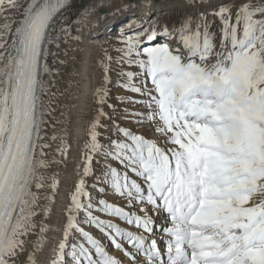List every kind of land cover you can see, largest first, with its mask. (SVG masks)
<instances>
[{"label": "snow or ice", "instance_id": "1", "mask_svg": "<svg viewBox=\"0 0 264 264\" xmlns=\"http://www.w3.org/2000/svg\"><path fill=\"white\" fill-rule=\"evenodd\" d=\"M173 3L179 16L135 17L116 55L105 50L61 238L51 241L61 179L44 171L66 163L71 145L61 140L59 159L48 158L58 137L46 133L56 95L47 78L52 49L81 39L79 6L0 0V264H124L108 245L128 264H264V2ZM139 7L131 0L117 13ZM113 71L132 95H112ZM109 190L123 206L104 198ZM154 214L164 216L159 229Z\"/></svg>", "mask_w": 264, "mask_h": 264}, {"label": "bare ground", "instance_id": "2", "mask_svg": "<svg viewBox=\"0 0 264 264\" xmlns=\"http://www.w3.org/2000/svg\"><path fill=\"white\" fill-rule=\"evenodd\" d=\"M235 2L239 3L238 0ZM76 3L79 6V15L73 17L72 27L78 30L81 39L77 41L66 38L67 43H62L59 50L52 49V51L58 52V55L56 58L50 59L52 75L47 78L54 84L52 91L56 95L49 98L51 100L49 107L54 111L48 117L46 133L49 138L53 135L58 137L57 140L50 141L52 148L48 150V158L59 159L56 150L61 140H67L71 145L69 156L73 155L70 158L75 163L74 166L67 169L57 163H52L44 171V175L48 177H51L54 171L59 172L61 179L55 210L47 221L48 228L53 231L52 234L48 233L51 241L61 238V229L64 224L63 209L68 203L71 184L80 170L82 149L87 139L90 120L94 115V93L103 81V69L100 61L104 56L102 52L106 49L108 30L113 24L120 26V31L116 34V38L120 39L123 32L129 30L130 25L137 24L135 17H146L155 13L166 19H174L181 14L176 9L173 0H152L151 8L145 7L146 0H136L140 7L135 11L134 16L132 12L117 13L119 7L130 5L131 0H76ZM93 7H95V12L90 16H85V13ZM104 10L107 13L106 17L100 14ZM9 15L15 17L14 12ZM130 17H132L131 20ZM76 20H80L81 23H76ZM3 22L4 19L0 17V24ZM63 23L64 21L61 19L58 27ZM104 32L105 34H103ZM59 61H63V63H59ZM151 132V129H148L147 135L150 136ZM110 196H113L112 192ZM113 198L115 197L113 196ZM45 203L47 202L45 201ZM163 218V215L158 216V219ZM89 230L92 231V229ZM103 243L107 245L106 240H103ZM51 247L54 245H50L45 250L41 259L49 257Z\"/></svg>", "mask_w": 264, "mask_h": 264}, {"label": "rangeland", "instance_id": "3", "mask_svg": "<svg viewBox=\"0 0 264 264\" xmlns=\"http://www.w3.org/2000/svg\"><path fill=\"white\" fill-rule=\"evenodd\" d=\"M238 1L240 2V0H238ZM262 2H264V0H251V3H253V4H261ZM102 12H103V11H101L100 14H101ZM104 12H105V10H104ZM111 28H112V27H110V29L108 30V32H107V34H106V37H107V45H106V49H105V50H107L110 54H112L113 56H115L116 53H115L114 49L120 46V40H121L122 38H120V39L116 38V34H118L119 31H120V29H119L120 26L117 25L115 28H113V29H111ZM213 30L216 31V30H218V29H213ZM127 31H128V30H125V32H127ZM125 32H123V33H125ZM103 34H105V32H104ZM114 34H115V35H114ZM122 35H123V34H122ZM105 50L102 52L103 55H104V53H105ZM113 68H114V69L116 68V65H115V64H113ZM111 75H112V79H113V81H114V84L110 86V87H111V90H112V95H113V96H119V95H132L131 93H127L126 91H124V90H122V89H119L118 84L115 83V81H116V72H115V71H113V72L111 73ZM106 111H107V109H106ZM128 126H129V127H134L131 123H129ZM66 130H67V129H66ZM102 131H103V130H102ZM139 131L143 132L144 129H142V130L139 129ZM108 134H109V133L105 132V133H104V136H107ZM150 137H152V132H151V134H150ZM153 138H154V137H153ZM101 139H102V142H105L103 137H102ZM69 155H70V153H69ZM69 155H68V157H67V159H66V163H64V164H59V166L65 167V168L67 169V168H71L72 166L75 165L74 161L71 159V158L73 157V155H72V154H71V156H69ZM70 157H71V158H70ZM67 161H68V163H67ZM57 168H58V166H57ZM63 172H66V171H63ZM89 183H91V181H89ZM93 195L95 196L96 193L94 192ZM110 195H111V191L109 190V191L107 192V195H106L104 198L109 199V202H115V203L120 204V205L123 206V202H122L121 200H119V199H117V198H113V196H110ZM101 218H103V219H109V217H105V216H103V215L101 216ZM111 219H113V222L120 223L121 227H126V228H129V229L131 230V226L125 225V224L123 223V221H119L117 218H111ZM154 219H158L157 214L154 216ZM164 220H165L164 218L161 219V221H160V222H161V225L165 224ZM92 231H93V234H94V235H97L98 238H100V235H99L95 230H92ZM52 232H53L52 229H50L49 233L52 234ZM159 235H160V233L158 232V234H157L156 237H155V238L157 239L158 243H159L160 240L162 239V236H159ZM162 235H163V233H162ZM158 239H159V240H158ZM102 242H103V241H102ZM106 242H107V245H108V241H107V240H106ZM108 247H109V251H110L113 255H116L117 257H120L121 259H123V260H124V264H128V262H127V258L122 257L121 254H120V252H119L118 250L112 248L110 245H108ZM115 250H116V251H115ZM113 251H114V252H113ZM116 253H117V254H116Z\"/></svg>", "mask_w": 264, "mask_h": 264}]
</instances>
